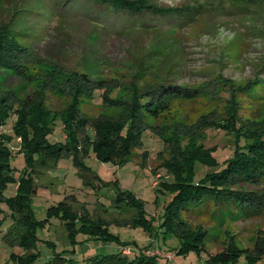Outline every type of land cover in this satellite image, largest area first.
Listing matches in <instances>:
<instances>
[{
	"label": "rangeland",
	"instance_id": "obj_1",
	"mask_svg": "<svg viewBox=\"0 0 264 264\" xmlns=\"http://www.w3.org/2000/svg\"><path fill=\"white\" fill-rule=\"evenodd\" d=\"M147 1L165 11L133 13L99 0H0V27L8 26L7 34L27 47L21 75L0 70L1 87L12 92L6 104L15 110L41 102L55 125L51 139H68L63 121L75 94L79 123L73 128L81 153L82 120L89 129L98 122L119 123L136 96L164 81L184 92L158 115L143 116L141 148L121 165L101 161L92 146L79 155L87 171H80L71 155L52 167L36 165L35 191L18 221L7 201L0 205L8 216L0 225V264H87L89 256L117 249L111 239L84 232L82 217L99 222L133 252L173 253L170 262L156 257L159 264H216L222 257L264 264V205L253 218L236 216L233 205L228 216L221 203L186 215V231H205L204 250L178 251L179 237L159 232L173 196L160 185L171 180L166 165L185 178L192 158L203 157L192 163L196 183L233 154L232 116L245 134L264 127V98L247 97L243 90L249 83L256 90L264 87V0H180L176 7L166 0L139 3ZM14 118L6 119L0 139L9 137V161L18 175L28 167L12 131ZM86 132L93 138L92 130ZM209 149L214 163H208ZM236 189L264 195V180ZM14 191L8 184L5 197ZM121 192L130 193L139 208L127 206L129 198L116 201ZM135 209L144 210L151 233L131 225ZM71 211L80 218L65 217ZM29 223L34 236L25 247L16 235L26 233Z\"/></svg>",
	"mask_w": 264,
	"mask_h": 264
},
{
	"label": "trees",
	"instance_id": "obj_2",
	"mask_svg": "<svg viewBox=\"0 0 264 264\" xmlns=\"http://www.w3.org/2000/svg\"><path fill=\"white\" fill-rule=\"evenodd\" d=\"M102 1H106L116 9L133 13L141 12L143 9L165 11V9L149 1L139 3L140 0H99V2ZM173 11L177 12V9H173ZM8 28V26L0 27V70L19 75L22 70L20 60L27 47L16 36H9L7 34ZM256 88V85L247 84L243 87V90L246 91L245 96H252L255 100L264 98V87L257 90ZM11 93L9 90L4 91L0 85V126L3 127L6 119L12 114L15 116L12 122V131L20 141L19 151L23 153L28 167L25 168L26 171L23 169L18 175L13 173L15 167L10 164L11 151L7 145L9 137L5 134L3 137L5 139H0V205L3 201L10 204L12 211L9 214L14 222L18 221L17 215L19 213L28 209L30 199L35 191L33 175H36V165L52 167L63 156L71 155L76 167L82 172L87 171V167L80 160L82 156L79 155L85 153L87 148L91 146L101 161L121 165L128 158L136 156L134 155L136 154L135 149L141 148L140 135L142 131L141 128L139 129V123L143 116L158 115L167 109L174 99L184 95L183 88L164 81L157 84L153 89L136 96L129 106L126 118L119 123L98 122L89 129V126L85 125L84 120H82L81 125L85 127V137L83 139V152L80 153L77 150V138L73 128V124L79 123V119L76 117L78 95H74V105L69 109L63 121L62 130L68 139L61 143L50 138L51 132L55 128V125L51 123L50 111L44 108L41 102L34 103L32 107L26 105L12 110L6 104ZM231 119L234 150L231 157L219 170L208 173L205 178L193 183L191 181L192 163L196 159L203 160V157L192 158L190 173L185 178L178 175L174 167L166 165V168L171 170V180H163L160 185L169 188L173 192V196L165 207L163 220L159 223V232L173 231L181 241L178 251L204 250L202 242L203 237H206L205 231L194 233L186 231L187 223L183 219L186 215L200 214L206 206L216 205L215 208L217 209L219 203L227 204L225 208H227L228 216H231L232 213L231 210L229 211L230 205L236 207L238 211L236 216L244 218L256 217L263 210L264 195L258 194L256 191L239 190L236 187L241 183L258 184L264 180V127L259 132L245 134L240 132L237 119L234 116ZM87 129L93 131V138L88 136ZM67 140L70 143H67ZM203 150L206 151L207 149ZM205 151L199 152V154L203 156ZM210 152L209 149L208 163H214ZM28 170L31 171V174ZM11 183L14 185L15 191L8 199L4 192L8 184ZM125 198L130 200L125 202L127 206L139 208V203L134 204L131 194L128 192L119 193L116 201ZM192 204L195 205L193 206L195 208L190 206ZM123 210L126 211L127 209ZM135 211L133 212L134 216L129 221L131 225H142L148 233H151L152 228L144 217V210L135 209ZM67 216L71 217L73 221L80 218L72 211L68 214L65 213V217ZM7 217V214L0 207V225ZM80 220L83 222L82 226L84 227L81 229L84 232H91L94 236L104 239V242H109L108 239H111L117 245V249L113 251L89 256L87 264H158L156 257L144 256L139 251L137 253L136 251L124 253V249L128 247L119 243V239L109 233L106 228H102L99 222H92L86 217H82ZM32 229L33 226L29 223L25 228L26 233L19 232L16 235L20 238V244L25 247L29 246V241L34 236ZM236 260L237 258L222 257L216 264H235Z\"/></svg>",
	"mask_w": 264,
	"mask_h": 264
},
{
	"label": "built area",
	"instance_id": "obj_3",
	"mask_svg": "<svg viewBox=\"0 0 264 264\" xmlns=\"http://www.w3.org/2000/svg\"><path fill=\"white\" fill-rule=\"evenodd\" d=\"M3 130V127L0 126V133ZM142 253H145L146 255L148 254L149 256H155V257H163L165 258L168 262H170L173 258V253L168 252V251H160L158 248L156 249H145L142 251Z\"/></svg>",
	"mask_w": 264,
	"mask_h": 264
},
{
	"label": "clouds",
	"instance_id": "obj_4",
	"mask_svg": "<svg viewBox=\"0 0 264 264\" xmlns=\"http://www.w3.org/2000/svg\"><path fill=\"white\" fill-rule=\"evenodd\" d=\"M170 7H176L179 5L180 0H166ZM231 39V37H229Z\"/></svg>",
	"mask_w": 264,
	"mask_h": 264
},
{
	"label": "crops",
	"instance_id": "obj_5",
	"mask_svg": "<svg viewBox=\"0 0 264 264\" xmlns=\"http://www.w3.org/2000/svg\"><path fill=\"white\" fill-rule=\"evenodd\" d=\"M119 248V247H118ZM126 251V252H125ZM124 252L126 253V254H128V253H130V252H133L130 248H126V249H124ZM159 264V263H158Z\"/></svg>",
	"mask_w": 264,
	"mask_h": 264
}]
</instances>
